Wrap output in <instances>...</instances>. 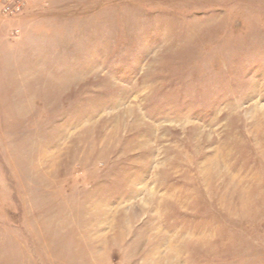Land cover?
Here are the masks:
<instances>
[{
	"label": "rangeland",
	"instance_id": "1",
	"mask_svg": "<svg viewBox=\"0 0 264 264\" xmlns=\"http://www.w3.org/2000/svg\"><path fill=\"white\" fill-rule=\"evenodd\" d=\"M0 264H264V0H0Z\"/></svg>",
	"mask_w": 264,
	"mask_h": 264
}]
</instances>
